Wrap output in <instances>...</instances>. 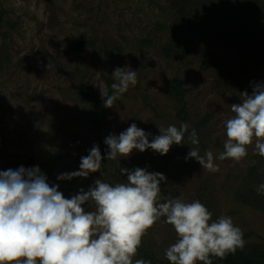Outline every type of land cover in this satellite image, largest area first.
I'll list each match as a JSON object with an SVG mask.
<instances>
[{
  "label": "rangeland",
  "instance_id": "374dc122",
  "mask_svg": "<svg viewBox=\"0 0 264 264\" xmlns=\"http://www.w3.org/2000/svg\"><path fill=\"white\" fill-rule=\"evenodd\" d=\"M176 2L0 0V264L18 252L15 264H136L142 246L196 262L219 238L264 244V184L259 208L224 190L251 163L264 179V90L245 94L264 84V59L234 39L264 43V0H192L200 31L187 42L172 32ZM108 82L112 102L84 97ZM28 159L40 173L1 179Z\"/></svg>",
  "mask_w": 264,
  "mask_h": 264
},
{
  "label": "trees",
  "instance_id": "16d2710c",
  "mask_svg": "<svg viewBox=\"0 0 264 264\" xmlns=\"http://www.w3.org/2000/svg\"><path fill=\"white\" fill-rule=\"evenodd\" d=\"M242 1L248 0H220V4H228V3H241ZM181 2V5H179ZM192 2V0H191ZM189 0H177L176 7L179 8L178 10V17L173 21L172 25V32L173 35H177L179 30H184L185 39L184 42H187L191 38L196 35V32L200 31V18L198 17V7L191 3ZM259 1H253V4L258 3ZM234 4V3H233ZM256 14L259 16V19H264V6L258 7L257 6ZM200 14V13H199ZM182 19L178 21V19ZM1 20V16H0ZM235 42L239 45V47L245 48L249 50L253 57H258L264 59V43L260 39H250L247 38L245 34L236 35ZM85 45V40L81 39H72L70 50L81 51L83 46ZM187 45V44H185ZM162 52L165 54L167 58L170 57L171 53L173 52L171 43L163 45ZM182 55H185V51H182ZM213 65V64H211ZM169 89L181 102V108L178 110L177 115L182 120V124L185 126L186 120V112H185V102H184V90L181 86L178 85L176 80H169ZM262 90H264V84L254 83L249 84L246 89V95L251 93L259 94ZM84 97L88 99V101L99 105L105 106L106 104L112 102L115 99V90L112 87V82H108V88L105 89L104 95L102 96H93L87 92H84ZM211 114H207L201 122L197 123L194 127H186V132L191 133L192 130L197 131V133L203 132L204 125L210 120ZM93 125L95 126V130L98 131L101 123H102V116L97 118H93L91 120ZM101 152L105 154L106 146L101 143ZM162 156V155H161ZM264 156V155H263ZM170 155L164 156V158L168 159ZM147 162L142 160L140 163V167L147 166ZM263 165L253 164L251 163L247 169V182L246 177L244 176L238 186H234L229 188V186H224V190H226L231 197L241 203L244 207H258L259 208V198H260V187L264 184V179L259 182L261 177L258 174V168L262 167ZM41 164L34 162L32 159L25 160V162L21 165H16L11 168L9 174L5 173L2 175L1 179L5 181L10 179H17L18 176H21L22 173H33L38 172L40 173ZM150 180L151 185L155 184V179L146 177ZM161 178V175H160ZM246 182V183H245ZM160 184H157L159 187ZM134 234L138 237L135 233L133 228H130ZM221 238L213 241V243L209 246V253L203 257L199 261H193L190 258L179 257L175 260H167V261H159L157 259L156 254L154 251L146 248V246H142L139 248L138 253L140 258L136 264H264V244H250L245 247L239 246H224L219 244L218 242ZM181 243L187 249H189V245L187 241L181 239ZM18 252L13 258L8 260V264H15L16 260L19 258Z\"/></svg>",
  "mask_w": 264,
  "mask_h": 264
}]
</instances>
